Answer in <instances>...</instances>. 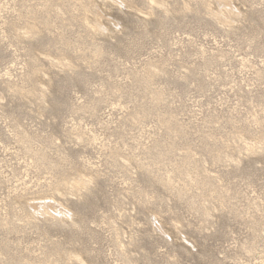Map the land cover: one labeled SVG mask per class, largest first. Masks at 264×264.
<instances>
[{
  "label": "rangeland",
  "instance_id": "obj_1",
  "mask_svg": "<svg viewBox=\"0 0 264 264\" xmlns=\"http://www.w3.org/2000/svg\"><path fill=\"white\" fill-rule=\"evenodd\" d=\"M0 264H264V0H0Z\"/></svg>",
  "mask_w": 264,
  "mask_h": 264
}]
</instances>
